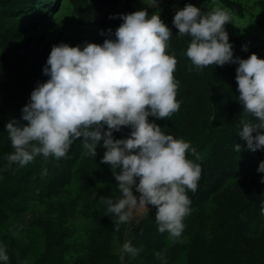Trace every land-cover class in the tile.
Segmentation results:
<instances>
[{"label": "clouds", "instance_id": "clouds-1", "mask_svg": "<svg viewBox=\"0 0 264 264\" xmlns=\"http://www.w3.org/2000/svg\"><path fill=\"white\" fill-rule=\"evenodd\" d=\"M148 3L156 8L158 0ZM121 19L115 39L83 47L52 46L43 67L48 79L37 84L22 108L27 123L13 119L5 124L13 148L5 157L6 168L25 166L38 155L45 160L68 159L78 139L90 157L96 158L97 147L103 146L106 151L101 162L119 170L113 176L121 196L115 202L100 197L107 211L117 217L115 229L130 222L134 213L151 210V205L158 231L180 238L186 227L184 218L191 213L188 191H197L202 166L196 162L199 155L190 142L166 134L148 119L171 117L180 108L181 101L176 98L179 81L174 75L178 61L168 52L172 32L159 12L148 15L146 8L122 14ZM231 19L228 9L205 12L186 4L176 11L172 23L178 35L191 38L185 54L197 69L238 64V99L246 114L238 135L248 150H264V133L260 131L264 130V59L255 53L246 59L233 56L225 30ZM121 126L129 127L130 135L116 139L113 132ZM241 150L236 143L235 151ZM188 153L196 160L189 159ZM257 171L264 173V160ZM43 174H47L46 168ZM121 251L135 257L141 250L125 241ZM156 255L167 264L163 253ZM9 261L7 246L0 241V264Z\"/></svg>", "mask_w": 264, "mask_h": 264}, {"label": "trees", "instance_id": "trees-1", "mask_svg": "<svg viewBox=\"0 0 264 264\" xmlns=\"http://www.w3.org/2000/svg\"><path fill=\"white\" fill-rule=\"evenodd\" d=\"M80 25L94 24L100 27L117 28L123 22L122 14L136 11V0H69ZM232 15L242 17V6L233 0H215ZM40 6L44 0H26L24 4ZM159 5L167 14V24L172 37L168 52L178 61L174 73L179 81L177 99L180 108L171 117L156 119L162 131L177 138H183L197 149L199 160L191 153L188 158L202 166L201 178L195 193L188 191L193 208L203 206L209 198L212 209L209 215L203 210L192 211L185 232L192 230V220L202 218L213 220L214 228L210 238L200 232L190 234L184 247L177 244L167 246L163 242L164 233L158 231L155 207L146 213L132 227L129 241L141 251L132 257L128 254V264H162L157 253H163L167 264H264V183L243 179L228 187L224 182L232 176L238 162L246 163L251 150L239 135L240 121L245 118L243 105L239 103V91L235 79L238 64L207 66L197 69L186 56L190 37L177 34L172 23L176 12L170 10L165 0ZM264 11V1L257 4ZM19 6L17 1L0 2V44L18 30L17 22L5 19ZM114 17V18H112ZM264 33V16L257 22ZM0 55V225L5 219L30 199L50 198L60 193L62 186L70 179L71 171L78 163L80 189L85 198V207L96 204L94 222L87 243V264H121L118 254L111 251L112 243H121L126 232V223L115 229L117 217L107 211V205L100 197L117 200L121 193L114 179L111 165L101 162L106 149L98 146L96 158L85 155L82 141L76 140L69 150V158L56 161L45 160L38 155L25 166L13 164L6 168V155L13 151L5 124L15 119L18 124H26L22 119V108L29 102L31 91L48 76L43 73L49 52L27 46H18L8 56ZM239 56V53H235ZM235 56V57H236ZM248 119H253L247 116ZM107 126H105L106 128ZM264 133V130H260ZM131 129L121 126L114 131L116 139L127 138ZM255 135V133H253ZM241 145V152L235 151V144ZM257 151V150H256ZM47 169V174L43 170ZM94 179L105 185V190L96 186ZM96 194V195H94ZM54 206L58 216L70 215L76 200L58 201ZM254 226V227H252ZM45 241L44 253L29 264H65V255L70 249L67 242L68 229L61 222H46L42 226ZM10 257L9 264H25L28 246L11 241L6 244Z\"/></svg>", "mask_w": 264, "mask_h": 264}, {"label": "rangeland", "instance_id": "rangeland-1", "mask_svg": "<svg viewBox=\"0 0 264 264\" xmlns=\"http://www.w3.org/2000/svg\"><path fill=\"white\" fill-rule=\"evenodd\" d=\"M14 1H17L20 7L13 13L7 14L5 19L16 21L18 30L6 42L0 44V55L3 52H8L9 56L16 47L22 45L38 50L47 49L50 54L52 46L60 43L83 47L85 43L102 44L105 39H115L114 33L118 27L106 28L92 23L80 25L74 13V6L69 0H44V3L40 6H35L33 3L24 4L26 0ZM233 1L239 3L243 8L242 17L232 15L231 23L225 25L229 42L233 46V56L235 57V53L238 52V57L246 59L255 53L258 58L264 59V33L257 26L258 20L264 16V11L257 4L264 0ZM165 3L174 12L182 9L186 4H192L205 12L217 7L224 8L215 0H165ZM142 8L147 9L148 15H151L154 11L159 12L161 20L168 26L166 22L167 14L164 8L159 5V0L156 8L150 7L148 0H136V11ZM109 29H111V32L108 31ZM101 32H103V35H101ZM243 46H246V51L243 50ZM44 66H46V62ZM82 155L83 151L76 166L71 171L69 181L62 186L58 195L41 200L37 197H30L19 210L10 214L0 225V241L5 244L15 241L28 246L29 250L24 261L25 264H29L43 255L45 241L42 226L49 221L64 223L68 229L67 242L70 249L65 255V264H87L86 247L93 228L94 211L97 205L92 204L91 207H85V198L80 189L79 174L77 172ZM262 160H264V150L251 151L247 162L244 164L238 162L232 176L224 182L223 187H228L243 179L252 182L261 181L264 173L258 172L257 168ZM94 183L98 188L105 190V185L100 181L94 179ZM133 191L134 194L139 196V193H135V187H133ZM73 200H76V207L70 215L58 216L55 207L49 206L54 202H70ZM149 208L151 209L152 206L149 205ZM211 209V200L208 198L203 206L193 208L191 212L203 210L205 215H209ZM148 211L134 213L131 221L126 223L123 241L111 244V251L118 254L121 264H128V254L121 251L123 243L129 241L133 225L144 217ZM262 216L264 218V212H262ZM189 218L190 215L184 218L185 224L190 222ZM191 222L192 230L189 233L183 231L180 238H173L166 231L163 242L167 246L177 244L179 247H184L189 241L190 234L197 232H200L206 238H210L214 228L213 220L194 218ZM184 261V258L181 257L178 264H183Z\"/></svg>", "mask_w": 264, "mask_h": 264}]
</instances>
